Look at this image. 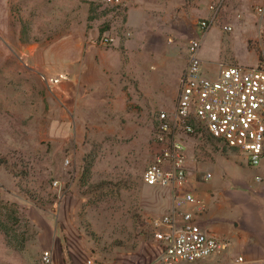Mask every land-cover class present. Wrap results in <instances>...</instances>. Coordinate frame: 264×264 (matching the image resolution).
I'll return each instance as SVG.
<instances>
[{
    "label": "rangeland",
    "instance_id": "obj_1",
    "mask_svg": "<svg viewBox=\"0 0 264 264\" xmlns=\"http://www.w3.org/2000/svg\"><path fill=\"white\" fill-rule=\"evenodd\" d=\"M119 1L0 0V264H41L52 244L71 264L152 261L161 250L153 221L169 213L175 193L146 185L143 174L160 150L156 118L175 109L188 46L202 38L207 60H257L246 43L254 26L247 13L245 30L232 16L213 19L228 13L225 0H171L166 16L135 9L136 31L126 25L136 0ZM202 21L212 22L208 34ZM105 36L114 43L102 44ZM59 40L131 58V69L117 71L113 107L90 96L63 99L37 60L20 55ZM181 140L191 166L250 177L245 155L206 131ZM196 199L198 216L204 204Z\"/></svg>",
    "mask_w": 264,
    "mask_h": 264
},
{
    "label": "built area",
    "instance_id": "obj_2",
    "mask_svg": "<svg viewBox=\"0 0 264 264\" xmlns=\"http://www.w3.org/2000/svg\"><path fill=\"white\" fill-rule=\"evenodd\" d=\"M104 1L112 5L120 3ZM258 13L263 16V8ZM211 24L200 23L202 34ZM114 41L105 36L102 44L109 46ZM201 44L202 38H196L188 47V62L174 111L160 112L156 118L154 138L160 150L145 170L143 181L151 187L171 189L175 198L169 213L153 221V226L159 229L156 237L161 250L148 264H205L202 262L229 248L228 242L198 227L195 212L185 210L186 206L195 208L200 202L186 191L190 174L182 135L206 131L244 154L250 166L258 168L264 160V57L256 66L221 65L216 73L206 72L199 56ZM210 177L207 174L206 180ZM54 263L53 252L43 251L41 264ZM85 264L98 263L89 257Z\"/></svg>",
    "mask_w": 264,
    "mask_h": 264
},
{
    "label": "crops",
    "instance_id": "obj_3",
    "mask_svg": "<svg viewBox=\"0 0 264 264\" xmlns=\"http://www.w3.org/2000/svg\"><path fill=\"white\" fill-rule=\"evenodd\" d=\"M225 1L228 13L225 16L217 13L213 19L223 20L232 16L237 22V28L239 26L245 30L248 23L243 17L247 13L254 26L246 43L249 50L256 52L257 60L252 63L242 62L238 57H234L229 63L207 60L202 43L199 56L203 68L208 72L216 73L221 65L256 66L264 57V15L260 16L258 13L259 8L264 10V0ZM133 6H128L126 25H132L136 31L142 28V24L136 26L130 20L135 9L144 15L152 12L156 16H159L158 13L166 16L168 14L165 11L170 10L171 0H136L133 1ZM209 32L210 28L206 34ZM68 43L69 41L59 40L53 43L50 51H24L20 55L37 60L38 67L50 76L53 86L63 99L74 96L79 101L90 96V99H103L109 107H113L117 71L125 65L131 69V58L126 59L118 51L95 50L94 44L89 45L88 50H83V46L76 45L73 49ZM251 43L254 44L253 47L250 46ZM82 90L91 94H84ZM101 91L106 96H101ZM245 165L252 168L250 177L235 175L226 166H191L187 163L190 176L186 191L204 204L203 212L196 216V224L205 232L229 243L226 252L211 256L202 263L264 264V160L258 168L250 166L247 159ZM207 174L211 177L206 180ZM257 177H261V180ZM185 210L191 211L190 206H186ZM191 212H196V209L193 208ZM51 249L54 264H71L64 248L52 244ZM239 258L243 260L240 261Z\"/></svg>",
    "mask_w": 264,
    "mask_h": 264
}]
</instances>
